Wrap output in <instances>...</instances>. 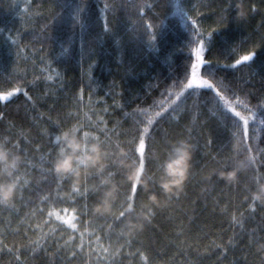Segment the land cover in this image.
Masks as SVG:
<instances>
[{
  "label": "trees",
  "instance_id": "1",
  "mask_svg": "<svg viewBox=\"0 0 264 264\" xmlns=\"http://www.w3.org/2000/svg\"><path fill=\"white\" fill-rule=\"evenodd\" d=\"M77 2L0 0V27L5 29L0 33V93L16 86H22L27 92V96L20 93L7 101L0 100V139L11 137L21 140L25 146L23 138L26 137L32 165L28 169L29 190L25 191L23 202L17 201L14 210L0 208V264H18L17 255L20 264H84L82 256L73 259L61 247L67 236L60 239L58 225H52L56 227V233L52 234L49 226L43 224L49 210L68 208L71 211L76 207L79 214L80 205L90 203L83 200L77 204L57 201L51 206L40 203L41 196L55 189L54 184L42 182V167H47L44 161L48 158L50 139L59 134L57 123L63 125L68 114L79 112L81 119L85 114L91 117L94 125L115 128L120 133L129 131L136 121L143 119L138 109L158 110L159 102L168 101L169 93L178 91L174 81L182 76L191 55L186 42L192 33L185 27L175 5L169 8L168 0H136L153 5L151 10L145 9V19L152 21L158 35L162 34L156 46L149 43L145 30L137 23L135 10L122 7L127 5V0H89L85 30L81 34L77 28L73 34L69 9L64 5ZM105 2L115 5V11L106 14L110 34H105L102 27ZM246 3L255 5L257 10L249 11L242 23L232 22L231 14L225 13L229 16L227 28L213 35L212 51L206 58L219 60L221 66L230 63V53L224 47L226 41L236 49L232 55L254 49L257 53L254 61L238 70H225V83L234 82L241 97L256 108L264 104V0H246ZM193 6L194 18L197 13L202 14L198 18L201 30L211 31L219 27L217 13L220 7H227V2L190 0L186 5ZM69 36L73 40L70 46L66 43ZM12 40L18 41V46L11 44ZM10 49L12 55H8ZM211 95L204 90L192 94L181 110L172 114L180 117L178 121L169 116L160 122L157 140L161 143L164 133L176 136L182 132L180 138L190 137L195 157L194 175L178 199L160 197L166 207L154 210L150 223L143 222L141 234L131 247L123 248L116 256L115 264H264V248L260 246L264 240L247 245L248 235L254 230L257 236H264L260 231L264 228V208L257 207L252 213L247 205L241 204L240 189L229 188L215 178L211 183L204 180L218 167L214 158L220 159L229 151L232 131L230 122L209 102ZM256 115L257 119L249 125L250 135L258 131L259 147L264 148V124L259 123L264 115L261 110ZM120 139L125 137L121 135ZM259 170L264 174V167ZM84 171L81 170L80 178L63 182L61 196L67 197L72 182L82 184ZM248 175H252L251 170ZM37 208L44 209L43 214L37 211L33 216ZM232 215L240 223L232 221ZM82 219L89 217L85 215ZM37 224L46 237L33 247L31 241L41 237ZM116 231L119 232V226ZM117 239L116 235L112 236L113 243ZM8 248H13V252L9 253Z\"/></svg>",
  "mask_w": 264,
  "mask_h": 264
},
{
  "label": "snow or ice",
  "instance_id": "2",
  "mask_svg": "<svg viewBox=\"0 0 264 264\" xmlns=\"http://www.w3.org/2000/svg\"><path fill=\"white\" fill-rule=\"evenodd\" d=\"M227 7H220L217 13V24L219 27L211 31L201 30L199 16L194 18L191 12L195 11V6L187 8L186 5L190 0H168L169 8L173 5L176 12L184 21L185 27L189 28L192 38L186 42V46L191 48V55L188 63L184 66L182 76L177 77L174 81V87L178 91L170 92L171 97L166 102L157 104L158 110L138 109L143 119L136 121L135 126L127 132L120 133L106 126L100 127V124H93L91 117L81 119L79 112L68 114L67 120L63 125L57 123L54 139H50V149L48 158L44 161L47 167H42V182L54 184L55 189L39 198L40 203L51 206L59 201L60 203L77 204L80 200L90 201L80 205L78 209L73 207L71 211L68 208H62L60 211H47V219L43 221L44 225L49 226V232L56 233L58 225L61 229L60 239H64L61 246L70 252L73 259L78 255L84 259V264H115V258L122 253L123 248L131 247L133 241L141 234L143 222H151L154 210L163 209L166 204H162L160 197H166L167 200L179 198L180 193L186 187V182H190L194 175L193 165L195 157L192 153L188 166L187 178L175 190L165 191L160 187L159 181L164 171L166 160L171 159L172 148L179 142L183 133H177L176 136H169L164 133L162 143L157 140V133L160 130V122L167 120L172 116L174 120H179L178 115H172L181 110V105L194 93L201 90L210 92L212 95L209 102L213 103L218 109L221 117L231 124L230 149L227 153L222 154L220 159H216L217 168L204 177V180L211 183L213 178L217 181L222 180L229 188H238L242 193V205H247L252 213H255L257 207L264 208V174L260 173V168L264 167V148L259 147L260 136L258 131L250 135V122L257 119V110H261L264 115V104L252 108L248 105L237 91L234 82L225 83L227 80L226 69H239L240 66L248 65L249 62L256 58L254 49L248 50L244 54L232 55L236 49L226 41L225 49L229 51L228 59L230 63L221 66L219 60L206 58V54L212 51V37L221 29L227 28L229 16L231 21L242 23L247 18L249 11L255 12V5H249L246 0H226ZM64 7L69 9L68 16L71 21L73 34L78 28L81 34L84 32L89 20L87 13L90 10L89 0H78L75 4H65ZM125 10H135L138 17L137 23L145 30L149 43L156 46L162 39V34L158 35L151 20H146L145 9L151 10L153 5L137 3L136 0H127V5L122 6ZM109 11H115V5L105 2L102 7L104 15L103 30L105 34L111 33L110 21L107 18ZM190 22V23H189ZM47 25L45 26V29ZM5 29L0 27V33ZM83 39V36H81ZM230 39V38H229ZM72 36H69L66 43L72 44ZM11 44L18 46V41L12 40ZM195 45V47H191ZM83 43L81 48L83 50ZM67 52V48H65ZM9 50L8 55H12ZM19 55V53H15ZM194 56V59H193ZM223 73V75H222ZM51 79V77H49ZM27 96L26 90L22 86H16L11 91L0 93V100H9L16 94ZM31 100V97H28ZM240 109H244L241 111ZM216 114V113H214ZM100 123H104L102 120ZM264 124V119L259 121ZM68 129L71 133L78 135L83 141L82 153L90 151V145L98 144L100 146L101 162L95 166H89L86 161H78L76 168L80 164L84 165L83 182L77 184L72 182L70 192L67 197L61 196L63 182L72 181L73 177L80 178L75 172L62 173L57 171L56 162L58 158L64 156L68 149L61 133ZM91 129V130H88ZM96 133H99L97 135ZM123 135L125 139L121 140ZM190 137L183 138L189 141ZM25 146H22L21 140H14L11 137L0 139V145L6 147L13 155L19 154L17 161L13 164L11 172L8 171L6 163H0V182L13 181L15 184V194L9 201L0 202V208L14 210L16 202H23L25 191L29 190L28 169L32 166L29 151L26 147L27 138H23ZM208 143H212L211 139ZM159 144V154H157V145ZM192 148L193 144L190 143ZM198 145V142H197ZM130 161V163H125ZM91 169V171H88ZM221 169H230L222 171ZM252 175H248V171ZM227 173V178L224 174ZM51 177V179H49ZM94 181L93 183H90ZM147 181L151 184L149 189ZM156 193V197L152 196ZM139 210V211H138ZM39 211L43 214L44 209L37 208L32 212L34 216ZM61 212L64 214L62 215ZM87 215L88 220L82 217ZM243 217V213H240ZM232 221L240 223L236 215H232ZM137 223L133 224L132 221ZM79 225V226H78ZM119 226L117 233L116 227ZM83 227V231H81ZM36 230L41 232V237L31 241L33 247L40 244V240L46 237L40 224L36 225ZM264 232V228L260 229ZM118 237L117 242L113 243L112 236ZM87 236V239L85 237ZM27 239V232H25ZM124 243H119V241ZM264 240V236H257L256 231L248 235L247 245ZM2 244V240H0ZM264 248V244L260 245ZM9 253L13 248H8ZM129 255H133L129 253ZM145 260L148 258L143 253H139ZM20 264V257H15Z\"/></svg>",
  "mask_w": 264,
  "mask_h": 264
},
{
  "label": "clouds",
  "instance_id": "3",
  "mask_svg": "<svg viewBox=\"0 0 264 264\" xmlns=\"http://www.w3.org/2000/svg\"><path fill=\"white\" fill-rule=\"evenodd\" d=\"M61 137L65 141L68 151L64 156L58 158L56 162L57 171L62 173L75 172L76 175H80L84 165L80 164L79 168H76L78 161H86L90 167L101 162V156L99 155L101 149L98 144H91L89 146L90 151L84 154L82 153L83 141L78 135L65 129L61 133ZM172 153L171 159L165 162L164 171L159 181L160 187L165 191L175 190L187 178V166L193 153V148L189 141L181 139L172 148ZM18 155L11 154L6 147L0 145V163H6L9 172L12 171ZM224 177L227 178V173L224 174ZM145 183L148 182L145 181ZM148 187L149 189L151 188L150 183H148ZM14 194L15 184L13 181L0 182V202L11 200ZM156 195V193H152L153 197H156ZM132 223L136 224L137 221L133 220Z\"/></svg>",
  "mask_w": 264,
  "mask_h": 264
}]
</instances>
